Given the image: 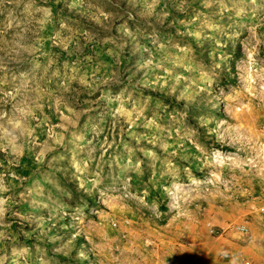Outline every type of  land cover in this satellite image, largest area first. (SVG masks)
Segmentation results:
<instances>
[{
	"label": "rangeland",
	"instance_id": "rangeland-1",
	"mask_svg": "<svg viewBox=\"0 0 264 264\" xmlns=\"http://www.w3.org/2000/svg\"><path fill=\"white\" fill-rule=\"evenodd\" d=\"M0 264H264V0H0Z\"/></svg>",
	"mask_w": 264,
	"mask_h": 264
},
{
	"label": "trees",
	"instance_id": "trees-1",
	"mask_svg": "<svg viewBox=\"0 0 264 264\" xmlns=\"http://www.w3.org/2000/svg\"><path fill=\"white\" fill-rule=\"evenodd\" d=\"M238 51H240V49H237V50H235V52H231V53H237ZM239 54H237V56H238Z\"/></svg>",
	"mask_w": 264,
	"mask_h": 264
}]
</instances>
